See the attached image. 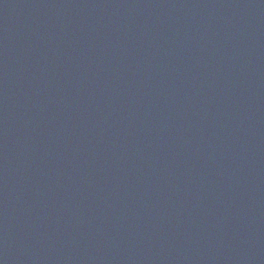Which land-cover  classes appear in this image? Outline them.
<instances>
[{
  "label": "water",
  "instance_id": "95a60500",
  "mask_svg": "<svg viewBox=\"0 0 264 264\" xmlns=\"http://www.w3.org/2000/svg\"><path fill=\"white\" fill-rule=\"evenodd\" d=\"M0 264H264V0H0Z\"/></svg>",
  "mask_w": 264,
  "mask_h": 264
}]
</instances>
